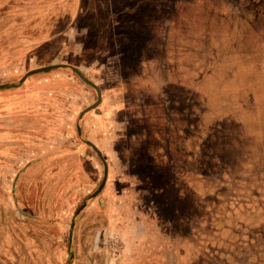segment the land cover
<instances>
[{
  "label": "rangeland",
  "instance_id": "374dc122",
  "mask_svg": "<svg viewBox=\"0 0 264 264\" xmlns=\"http://www.w3.org/2000/svg\"><path fill=\"white\" fill-rule=\"evenodd\" d=\"M79 1L0 0V66L5 67L0 84L20 77L5 72L14 62L26 66L25 71L66 64L99 88L104 108L110 109L111 95L124 87L126 99L141 110L155 101L146 96L154 79L160 85L159 108L170 114L160 129L175 147V170L190 174L193 189L201 177L207 193L200 197L198 191L190 195L186 190L178 197L170 187L165 205L155 194V214L165 224L162 237H174L158 245L151 239L127 249L123 245L112 264H264V0ZM119 73L133 80L117 88ZM138 74L145 80L140 86ZM35 77L54 83L47 84L50 89L42 96L43 110L33 109L43 114L41 125L47 131L31 133V145H41L35 138L41 136L48 147L33 148L30 156L49 152L29 163L31 183L25 182L32 204L42 198L49 216L58 209L67 219L102 177L101 161L75 129L79 111L96 95L67 68L47 69ZM87 114L78 122L81 137L102 148L94 116ZM115 186L118 190L121 184ZM104 198L101 188L87 199L72 229L75 243H66L65 227L63 264H104L102 245L88 242L95 230L103 235L112 229L107 228ZM148 216L155 218L152 212ZM1 251L4 257L6 247ZM174 251L184 252L186 259L176 260ZM141 254L147 259L139 261ZM0 264L8 262L0 259Z\"/></svg>",
  "mask_w": 264,
  "mask_h": 264
},
{
  "label": "crops",
  "instance_id": "0c3cea01",
  "mask_svg": "<svg viewBox=\"0 0 264 264\" xmlns=\"http://www.w3.org/2000/svg\"><path fill=\"white\" fill-rule=\"evenodd\" d=\"M74 2L76 5L80 3L79 0H73ZM24 67L26 68L22 63L14 62L6 66L5 72L9 76L14 72L22 75L25 72ZM3 68L5 67L0 66L1 72ZM43 71L28 75L15 86L0 88V182H2L0 186V254L1 249L6 247V255L0 259L7 260L8 264H63L65 227L68 228L66 243L69 244L72 241L75 243L77 239L72 236V229L75 228L76 219L81 211L87 207L85 203L77 213L78 207H73L71 216L66 219L63 210L58 211V209L54 216H49L48 204L45 202L41 204L42 198L39 199L38 205L32 204L33 193L25 182L30 178L26 171L27 166L36 157L46 158L45 154L49 152L43 150L41 152H45L39 154V151H35L36 155L30 156L33 148L39 149L41 146L46 148L48 144L46 137L38 136L41 138L35 137L38 139L36 144L44 145H31L35 143L31 133L41 135L42 131H47V128L45 126L42 128L41 125L43 114L33 113V109L36 108L43 110L40 107L43 106L42 96H45L50 89L47 88V84L54 83L46 77H35ZM136 77L137 84L143 85L144 78H141L140 74ZM114 80L118 83L117 88H121L122 84L128 81L131 83L133 77L119 73ZM108 81V79L105 80V82ZM110 82L114 83L113 80ZM150 84L152 90L146 89V96L155 100L150 110L134 109L129 99H126L128 92L123 87L122 93L117 92L120 94L111 95L113 104L110 109L103 107L106 103H103V99L100 98L96 109L84 112L79 119L80 122L87 113L92 114L94 116L92 117L93 130L101 133V137L98 134H95V137L96 139L100 137V142H103V149L99 143H96L107 166L106 179L101 188L105 196L107 228L112 229L104 230L103 235L99 232L95 234L97 232L95 230L88 236V242L94 246L102 245L104 264H107L109 260V255L106 254L107 244L113 240L120 247L125 245L127 249L136 243H145L147 239H151L155 245H158L174 237L170 235H167V238L162 237L164 230L161 226L165 224L161 223L155 214L157 206H153L155 201L151 198L155 194L161 197L162 205L169 202L170 187H174L178 197L184 196L186 190L190 195L193 191H198L196 193L200 197L207 194L206 189L202 187L204 180L201 177L196 178L200 184L193 189L190 174L176 172L175 147L171 143L172 140L160 129L170 114L164 115V110L161 112L159 108L158 96L161 94L159 82L153 79ZM3 89L4 91H1ZM124 93L125 96H123ZM33 118H37V122H33ZM87 118L90 122L91 116ZM99 119L102 123L100 126ZM79 124L82 126L81 123ZM97 124L99 127L95 129ZM137 125L140 128L135 131L134 126L137 127ZM82 130L83 128L80 127L79 131L82 132ZM104 155H107V158ZM64 159L68 160L67 164L73 162L69 160V157L61 158V160ZM65 178L62 175V182L66 181ZM116 181L121 184L118 190L115 186ZM37 195L40 194L37 193ZM107 195L109 198L106 199ZM150 212L157 219L149 218ZM172 241L177 243L176 238ZM141 255L137 257L139 261L147 259L144 254ZM171 255L176 260L186 259L184 252L174 251Z\"/></svg>",
  "mask_w": 264,
  "mask_h": 264
},
{
  "label": "water",
  "instance_id": "95a60500",
  "mask_svg": "<svg viewBox=\"0 0 264 264\" xmlns=\"http://www.w3.org/2000/svg\"><path fill=\"white\" fill-rule=\"evenodd\" d=\"M67 68V69H70L71 71H73L84 83H86L87 85L91 86L94 91H95V95H96V98L95 100L85 106L83 109H81L77 115V122H76V125H75V128H76V133H77V136L80 138V140L85 143L87 146H89L93 151L94 153L96 154V156L98 157V159L101 161V164H102V177H101V180L99 182V184L97 185L96 189L87 197V199H89L90 197L96 195L98 193V191L101 189V187L103 186L104 182H105V179H106V174H107V166H106V163L100 153V151L97 149V147L89 140H86V139H83L81 137V134H80V131H79V125H78V122H79V119L80 117L82 116V114L90 109H94L96 107V105L99 103L100 101V91H99V88L93 83L91 82L89 79H87L83 74H81L75 67L71 66V65H66V64H49V65H43V66H39V67H36V68H32V69H29V70H26L20 77L17 81L13 82V83H10V84H0V88H6V87H11V86H15V84H18L20 82H22V80L27 77L28 75L32 74V73H35V72H39V71H43V70H47V69H53V68ZM96 109V108H95ZM87 199L82 201V203L78 206V208L76 209V213L78 210H80L84 204L87 202Z\"/></svg>",
  "mask_w": 264,
  "mask_h": 264
},
{
  "label": "built area",
  "instance_id": "2783aa9c",
  "mask_svg": "<svg viewBox=\"0 0 264 264\" xmlns=\"http://www.w3.org/2000/svg\"><path fill=\"white\" fill-rule=\"evenodd\" d=\"M113 241H111L110 243L107 244L108 255L111 257V258H109L107 264H112V258H113L112 256L115 255L118 252V250H120V248H121L119 244H116Z\"/></svg>",
  "mask_w": 264,
  "mask_h": 264
}]
</instances>
